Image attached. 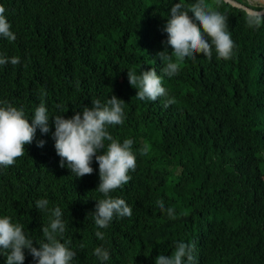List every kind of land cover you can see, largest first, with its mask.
Segmentation results:
<instances>
[{
    "label": "trees",
    "instance_id": "trees-1",
    "mask_svg": "<svg viewBox=\"0 0 264 264\" xmlns=\"http://www.w3.org/2000/svg\"><path fill=\"white\" fill-rule=\"evenodd\" d=\"M178 2L190 5L194 0H0L16 36L12 42L0 38V53L20 58L18 65L0 66V101L22 109L31 119L46 93L50 117L51 131L42 135L37 129L34 146L26 145L25 155L13 166L0 167V217L23 225L33 241L43 238L40 228L48 219L36 208L38 199H47L49 208L59 206L67 224L78 217L85 231L92 225L91 215L86 216L103 198L95 191L98 164L94 160L93 174L83 178H76L67 166L59 167L52 120L56 115L71 118L83 107L91 108L92 100L104 103L115 95L125 102V119L108 131L120 142L134 141L137 164L129 172V183L110 194L133 208L130 218L106 230L129 249L120 260L155 254L160 242L169 246L196 241L202 264H264L262 252L245 251L225 227L242 218L240 202L247 198L241 188L254 179L264 180V81L249 106L224 104L221 94L238 80L242 68L259 78L264 25L249 29L244 10L208 0L228 16L234 56L223 61L215 53L211 60L196 54L169 78L157 53L165 49L163 28ZM152 68L175 104L165 107V97L155 102L135 98L127 70L139 74ZM39 140L46 141L43 148L37 147ZM157 200H163L165 209L174 208L176 218L161 211ZM187 203L188 210H180ZM149 226L151 231L144 234ZM64 240L74 244L78 264H99L92 254L96 238L82 236L74 243L70 233ZM0 264H6L3 255Z\"/></svg>",
    "mask_w": 264,
    "mask_h": 264
},
{
    "label": "clouds",
    "instance_id": "clouds-1",
    "mask_svg": "<svg viewBox=\"0 0 264 264\" xmlns=\"http://www.w3.org/2000/svg\"><path fill=\"white\" fill-rule=\"evenodd\" d=\"M234 1L253 9L248 12L244 10L249 29H259L264 25L263 8H252L259 6L251 5L249 0H246L247 4ZM220 2L221 0H216V5ZM6 17L7 8L0 5V38L12 42L16 36ZM163 32L167 34L165 49L158 52L157 56L164 64V75L169 78L179 74L186 58L194 59L196 54H202L200 57L211 60L215 53L218 60L229 61L236 50L233 34L228 30V16L218 11L208 0H194L190 5L174 3ZM259 40L264 43V32L260 33ZM168 47L172 49L171 53L168 52ZM9 63L18 65L20 58H9L0 53V66ZM127 80L137 90L135 98L139 101L155 102L158 98L165 97V107L176 103L175 97L169 96L162 77L155 68L139 74L129 69ZM260 81H264V61L258 79L249 69H240L238 80L221 90L223 103L235 101L249 106L260 87ZM41 95V103L35 108L31 119L26 118L22 109L12 106L8 101H0V167L13 166L17 159L25 155L26 145L34 146L32 143L36 139L37 129L42 135L51 131L50 117L43 100L46 93ZM91 103V108L83 107L82 111H76L71 118L54 116L52 139L56 155L60 158L59 167L67 166L76 178L92 175L93 161L98 164L99 184L95 191L101 193L103 198L96 200L94 211L86 216L91 215L92 225L85 231L79 224L78 217L72 218L67 224L59 206L49 208L47 199H38L35 202L36 208L47 213L48 217L47 223L40 228L43 237L41 240L33 241L29 238L24 226L13 223L11 217H0V255L6 257V264H78L74 244L64 240L65 235L70 233H74V243L82 236L97 239L98 244L92 254L99 264H202L196 241H179L169 246L160 242L155 254L143 259H128L125 262L120 260L119 257L129 249L111 239L106 230L117 221L130 218L133 208L124 199L110 194L129 183V172L136 170V155L132 150L134 141L126 138L120 142L108 131L109 126L124 123L123 100L112 95L104 103L100 99L92 100ZM57 108L62 109V105H57ZM45 143L46 141L39 140L37 147L43 148ZM147 151L148 147L145 145L143 153L147 154ZM241 189L247 198L240 202L242 218L225 227L239 239L245 251H260L264 254V180L254 179ZM156 203L161 211H166L169 218H176L174 208L165 209L163 200H157ZM189 206L190 203H187L180 210L186 212ZM151 229L149 226L144 234Z\"/></svg>",
    "mask_w": 264,
    "mask_h": 264
},
{
    "label": "water",
    "instance_id": "water-1",
    "mask_svg": "<svg viewBox=\"0 0 264 264\" xmlns=\"http://www.w3.org/2000/svg\"><path fill=\"white\" fill-rule=\"evenodd\" d=\"M223 1L225 3L233 6V7L241 8V9L245 10L246 12L253 10V9L249 8L248 6H244V5H241L237 2H235L234 0H223ZM262 11H264V10H262Z\"/></svg>",
    "mask_w": 264,
    "mask_h": 264
},
{
    "label": "rangeland",
    "instance_id": "rangeland-1",
    "mask_svg": "<svg viewBox=\"0 0 264 264\" xmlns=\"http://www.w3.org/2000/svg\"><path fill=\"white\" fill-rule=\"evenodd\" d=\"M242 1L244 3H247L246 0H242ZM261 1H263V0H261ZM261 1H251V0H249V3H251V5H253V6H259V7L264 9V2H261Z\"/></svg>",
    "mask_w": 264,
    "mask_h": 264
}]
</instances>
